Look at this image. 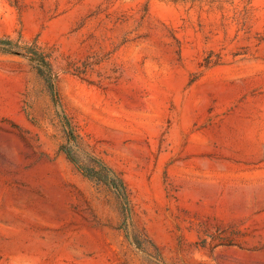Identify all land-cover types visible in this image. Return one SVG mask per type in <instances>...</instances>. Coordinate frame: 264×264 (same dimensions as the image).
<instances>
[{
    "label": "rangeland",
    "instance_id": "374dc122",
    "mask_svg": "<svg viewBox=\"0 0 264 264\" xmlns=\"http://www.w3.org/2000/svg\"><path fill=\"white\" fill-rule=\"evenodd\" d=\"M0 40V264H264V0H0Z\"/></svg>",
    "mask_w": 264,
    "mask_h": 264
},
{
    "label": "trees",
    "instance_id": "16d2710c",
    "mask_svg": "<svg viewBox=\"0 0 264 264\" xmlns=\"http://www.w3.org/2000/svg\"><path fill=\"white\" fill-rule=\"evenodd\" d=\"M2 42L3 40H0V43ZM2 51L10 52L5 48H2ZM26 56H28L31 61L36 62L40 66L42 75L46 76L53 100L56 104H58L59 101L58 93L56 90V76L53 74L51 64L43 55L38 52H33ZM62 120L67 130L68 142H75L76 136L72 131L69 118L66 115H63ZM61 150L66 154L67 158L83 173L84 176L97 182L103 183L111 187L115 191L121 202L124 215V224H126L131 217V210L129 205L128 190L123 178L101 158L90 156L92 166H85L80 163L79 159L74 153V150L71 146H69V144L63 145ZM131 241L134 245H136L138 249L144 250L143 244L139 240L138 236L132 237Z\"/></svg>",
    "mask_w": 264,
    "mask_h": 264
},
{
    "label": "bare ground",
    "instance_id": "6f19581e",
    "mask_svg": "<svg viewBox=\"0 0 264 264\" xmlns=\"http://www.w3.org/2000/svg\"><path fill=\"white\" fill-rule=\"evenodd\" d=\"M0 83L6 84V85L8 84V77L2 71H0ZM261 125L263 126V129H264V110L261 114ZM263 139H264V133H263L262 137L259 138V137H257L256 132L254 130H250L247 132L245 138L242 141L251 147H256L258 144H260L263 141ZM193 144L197 147L206 146L207 145V136L203 135V133H202V135H200L199 137H197L193 140Z\"/></svg>",
    "mask_w": 264,
    "mask_h": 264
}]
</instances>
